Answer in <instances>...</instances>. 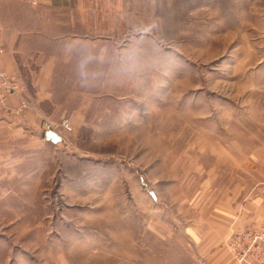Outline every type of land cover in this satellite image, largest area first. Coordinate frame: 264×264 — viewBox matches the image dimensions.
Here are the masks:
<instances>
[{"label":"rangeland","instance_id":"obj_1","mask_svg":"<svg viewBox=\"0 0 264 264\" xmlns=\"http://www.w3.org/2000/svg\"><path fill=\"white\" fill-rule=\"evenodd\" d=\"M106 3L85 125L4 186L0 264H195L197 225L254 187L234 146L264 127V0Z\"/></svg>","mask_w":264,"mask_h":264},{"label":"crops","instance_id":"obj_2","mask_svg":"<svg viewBox=\"0 0 264 264\" xmlns=\"http://www.w3.org/2000/svg\"><path fill=\"white\" fill-rule=\"evenodd\" d=\"M106 6V0H0V71L19 84V92L0 105V194L9 196L11 189L4 186L25 176L33 162H41V154L63 144L47 138L45 122L68 119L76 129L85 125L90 100L76 90V62L82 43H92L89 24L100 20ZM24 100L35 109L21 110ZM258 126L249 136L254 145L234 146L254 187L234 194L231 209L218 206L215 217L197 225L207 234L193 244L194 250L210 264H235L229 235L264 225V127Z\"/></svg>","mask_w":264,"mask_h":264},{"label":"built area","instance_id":"obj_3","mask_svg":"<svg viewBox=\"0 0 264 264\" xmlns=\"http://www.w3.org/2000/svg\"><path fill=\"white\" fill-rule=\"evenodd\" d=\"M19 92L17 80L9 76L6 72L0 71V105L5 106L9 98ZM35 109L34 104L24 100L22 109ZM46 131L56 132L62 142L66 143L68 135L73 133V126L68 119H64L60 124L45 122ZM235 264H264V225H255L239 229L234 232L227 244ZM195 264H210L202 256H198Z\"/></svg>","mask_w":264,"mask_h":264},{"label":"water","instance_id":"obj_4","mask_svg":"<svg viewBox=\"0 0 264 264\" xmlns=\"http://www.w3.org/2000/svg\"><path fill=\"white\" fill-rule=\"evenodd\" d=\"M46 136L49 140H54V141H62V138L55 132L49 131L46 133Z\"/></svg>","mask_w":264,"mask_h":264},{"label":"bare ground","instance_id":"obj_5","mask_svg":"<svg viewBox=\"0 0 264 264\" xmlns=\"http://www.w3.org/2000/svg\"><path fill=\"white\" fill-rule=\"evenodd\" d=\"M56 133V132H55Z\"/></svg>","mask_w":264,"mask_h":264}]
</instances>
